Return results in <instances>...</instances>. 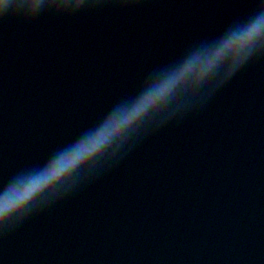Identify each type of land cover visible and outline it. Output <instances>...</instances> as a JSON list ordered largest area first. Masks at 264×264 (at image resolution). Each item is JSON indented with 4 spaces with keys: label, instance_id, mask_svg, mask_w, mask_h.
I'll return each instance as SVG.
<instances>
[{
    "label": "water",
    "instance_id": "1",
    "mask_svg": "<svg viewBox=\"0 0 264 264\" xmlns=\"http://www.w3.org/2000/svg\"><path fill=\"white\" fill-rule=\"evenodd\" d=\"M261 13L264 0H0V196ZM0 264H264V38L0 216Z\"/></svg>",
    "mask_w": 264,
    "mask_h": 264
},
{
    "label": "clouds",
    "instance_id": "2",
    "mask_svg": "<svg viewBox=\"0 0 264 264\" xmlns=\"http://www.w3.org/2000/svg\"><path fill=\"white\" fill-rule=\"evenodd\" d=\"M262 38L264 13L231 30L211 52L194 55L177 72L162 83L150 87L130 106L114 110L97 128L57 153L42 170L19 178L0 196V216L21 209L46 189L69 177L86 161L96 157L161 103L178 83L188 78L203 79L225 58L231 57L236 63L242 62Z\"/></svg>",
    "mask_w": 264,
    "mask_h": 264
}]
</instances>
